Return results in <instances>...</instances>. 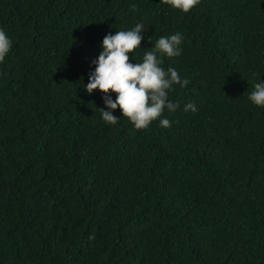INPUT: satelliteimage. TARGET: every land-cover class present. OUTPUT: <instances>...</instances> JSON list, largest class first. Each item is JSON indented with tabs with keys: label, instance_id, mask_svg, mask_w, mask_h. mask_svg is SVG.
Listing matches in <instances>:
<instances>
[{
	"label": "trees",
	"instance_id": "1",
	"mask_svg": "<svg viewBox=\"0 0 264 264\" xmlns=\"http://www.w3.org/2000/svg\"><path fill=\"white\" fill-rule=\"evenodd\" d=\"M139 21L136 62L183 34L161 57L187 80L169 127L109 125L83 88L103 36ZM0 29V264H264V106L247 99L264 0H0Z\"/></svg>",
	"mask_w": 264,
	"mask_h": 264
},
{
	"label": "clouds",
	"instance_id": "2",
	"mask_svg": "<svg viewBox=\"0 0 264 264\" xmlns=\"http://www.w3.org/2000/svg\"><path fill=\"white\" fill-rule=\"evenodd\" d=\"M162 3L187 13L199 0H162ZM129 8L135 13V4H130ZM145 29L143 21H139L131 28L106 33L100 42L98 55L90 61L87 83L83 88L88 95H92L94 89L101 93L103 107L99 108L100 117L109 125H115L121 117H126L134 129H145L156 120L159 126L169 127L171 122L162 113L165 109L172 112L178 107L176 102L168 99L169 93L174 85L183 87L187 84L175 68L169 66L165 69L161 64V57H178L181 54L183 34L179 31L160 36L154 42L151 36L147 37L152 46L143 51L140 62L132 58L134 50L141 48ZM11 47V39L0 29V62L4 61ZM247 99L253 105L264 106V81L259 78L253 84ZM117 108L119 117L114 112ZM189 109L197 111L192 102L184 105L185 111Z\"/></svg>",
	"mask_w": 264,
	"mask_h": 264
}]
</instances>
